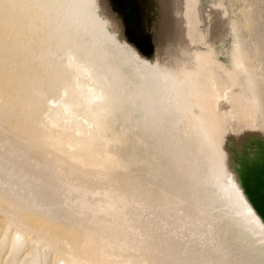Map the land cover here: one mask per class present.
<instances>
[{
	"label": "rangeland",
	"instance_id": "rangeland-1",
	"mask_svg": "<svg viewBox=\"0 0 264 264\" xmlns=\"http://www.w3.org/2000/svg\"><path fill=\"white\" fill-rule=\"evenodd\" d=\"M108 1L0 0V264H264V0H138L150 58Z\"/></svg>",
	"mask_w": 264,
	"mask_h": 264
},
{
	"label": "water",
	"instance_id": "water-1",
	"mask_svg": "<svg viewBox=\"0 0 264 264\" xmlns=\"http://www.w3.org/2000/svg\"><path fill=\"white\" fill-rule=\"evenodd\" d=\"M134 2L137 6L138 26L135 30L128 33L121 14L112 4V0L108 1L110 7L112 6L119 15V22L126 38V43L131 45L139 55L150 58L153 54V44L150 35L144 32L148 28L145 27L144 16L141 14L144 11L141 10L138 0H134ZM261 145L263 146L262 142ZM262 148L264 150V146ZM235 171L237 172V179L243 195L264 225V161L256 165L247 166L237 163Z\"/></svg>",
	"mask_w": 264,
	"mask_h": 264
},
{
	"label": "bare ground",
	"instance_id": "bare-ground-1",
	"mask_svg": "<svg viewBox=\"0 0 264 264\" xmlns=\"http://www.w3.org/2000/svg\"><path fill=\"white\" fill-rule=\"evenodd\" d=\"M75 87L78 91V98H76V101L74 102L75 106L78 104L80 107L84 106V104L88 103L91 104L92 100L100 97L97 93H93L89 90L87 86H84V84L81 81L75 82ZM65 94V93H63ZM83 97V102H82ZM215 102V100H212ZM49 105V104H48ZM69 105L71 107L72 103L68 101V99H62L58 102V111L59 112H67L69 110H72L69 108ZM87 105V104H86ZM85 105V106H86ZM214 108V107H213ZM72 158H78L82 160H86L88 163H93L95 158L90 151L85 152L84 154L79 155H72ZM77 161V160H76ZM237 173V172H236ZM233 174V171L229 173L228 175V185H222L219 189L220 197L225 198L231 205V207L234 210L235 214H232V216H237L239 220L246 225V228H248L251 233H253L257 229H263L264 225L260 221V219L257 217L253 209L250 207L249 203L247 202L245 196L242 193V190L240 188L237 175Z\"/></svg>",
	"mask_w": 264,
	"mask_h": 264
},
{
	"label": "flooded vegetation",
	"instance_id": "flooded-vegetation-1",
	"mask_svg": "<svg viewBox=\"0 0 264 264\" xmlns=\"http://www.w3.org/2000/svg\"><path fill=\"white\" fill-rule=\"evenodd\" d=\"M134 3V0H112V4L122 16L128 33L135 30L138 26L137 6Z\"/></svg>",
	"mask_w": 264,
	"mask_h": 264
}]
</instances>
